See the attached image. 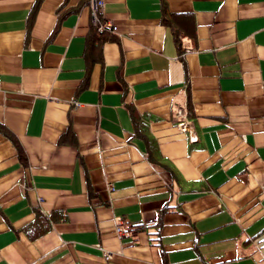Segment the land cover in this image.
Listing matches in <instances>:
<instances>
[{
	"label": "crops",
	"instance_id": "0c3cea01",
	"mask_svg": "<svg viewBox=\"0 0 264 264\" xmlns=\"http://www.w3.org/2000/svg\"><path fill=\"white\" fill-rule=\"evenodd\" d=\"M35 1L0 0V264H264V0H103L93 52L89 0Z\"/></svg>",
	"mask_w": 264,
	"mask_h": 264
},
{
	"label": "built area",
	"instance_id": "2783aa9c",
	"mask_svg": "<svg viewBox=\"0 0 264 264\" xmlns=\"http://www.w3.org/2000/svg\"><path fill=\"white\" fill-rule=\"evenodd\" d=\"M89 6H90V9H91V20H92V23L95 24V23H98V17L100 14H102L103 12V7H104V2L103 0H89ZM108 28L110 30H113L114 31V27L112 26H107L105 23H101L99 24V30H102L103 28ZM178 127L181 131H188V123L187 122H180L178 124ZM130 227L125 224L123 226H118L116 228L117 232L119 233V235H122L124 233V231L126 230H129Z\"/></svg>",
	"mask_w": 264,
	"mask_h": 264
},
{
	"label": "trees",
	"instance_id": "16d2710c",
	"mask_svg": "<svg viewBox=\"0 0 264 264\" xmlns=\"http://www.w3.org/2000/svg\"><path fill=\"white\" fill-rule=\"evenodd\" d=\"M41 2V0H36L32 9V13H34L36 6ZM100 16L98 17V23L92 24L89 28L88 35H87V46L89 47V52H93L92 49L98 48V46L101 44L103 40L99 37L100 33H102L101 30H99V24H101ZM163 22L167 23L166 20H163ZM91 49V50H90ZM137 229H143L137 228ZM137 229H132L131 231L135 232ZM130 230V229H129Z\"/></svg>",
	"mask_w": 264,
	"mask_h": 264
}]
</instances>
